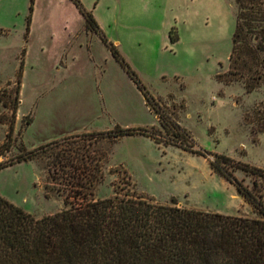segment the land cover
Here are the masks:
<instances>
[{
	"label": "rangeland",
	"instance_id": "1",
	"mask_svg": "<svg viewBox=\"0 0 264 264\" xmlns=\"http://www.w3.org/2000/svg\"><path fill=\"white\" fill-rule=\"evenodd\" d=\"M78 1L99 30L74 0H0V194L42 216L64 206L78 174L94 198L129 191L258 215L210 162L225 160L264 202V175L239 163L264 169V77L246 85L263 70V52L245 34L233 48L250 0ZM116 125L156 137L109 135Z\"/></svg>",
	"mask_w": 264,
	"mask_h": 264
},
{
	"label": "trees",
	"instance_id": "2",
	"mask_svg": "<svg viewBox=\"0 0 264 264\" xmlns=\"http://www.w3.org/2000/svg\"><path fill=\"white\" fill-rule=\"evenodd\" d=\"M74 1L86 24L99 30L93 14ZM255 6L259 16L253 15ZM244 9L236 20L233 48L245 34L255 36L256 47L263 52V70L246 82L247 89H252L264 77V1L250 0ZM108 46L148 101V91L118 48ZM142 130L141 126L116 125L107 133L117 137L141 132L156 137ZM46 144L20 154L16 161L27 159ZM210 162L235 183L258 215L186 207L177 205L174 197L172 203H163L129 191L115 190L112 195L94 198L88 191L90 178L72 174L69 182L76 190L65 194L62 208L42 216H34L0 194V264H264V202L232 175L225 160ZM239 163L264 175L261 167ZM6 165L0 161V168ZM253 185H257L255 180Z\"/></svg>",
	"mask_w": 264,
	"mask_h": 264
}]
</instances>
